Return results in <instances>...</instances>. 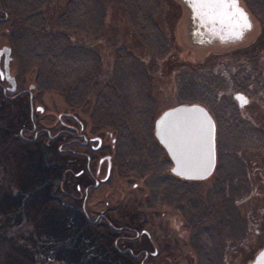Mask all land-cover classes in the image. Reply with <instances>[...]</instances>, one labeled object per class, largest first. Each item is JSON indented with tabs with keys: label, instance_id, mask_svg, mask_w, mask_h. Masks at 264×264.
<instances>
[{
	"label": "rangeland",
	"instance_id": "rangeland-1",
	"mask_svg": "<svg viewBox=\"0 0 264 264\" xmlns=\"http://www.w3.org/2000/svg\"><path fill=\"white\" fill-rule=\"evenodd\" d=\"M93 2L95 29L89 36L73 27L58 25L65 0H40L37 4L46 29L64 31L70 45L75 43L93 53L94 65L84 77L80 103L73 104L64 93L50 88L48 73L37 75L36 68L30 65L21 69L15 57L9 65L18 88L33 83V106H42V110L33 108L36 128L44 127L53 133L60 126L58 114L71 112L85 121L90 131L99 129L103 142L109 143L115 136L116 145L110 152L115 153L116 164L105 182L88 190L81 208L84 173L75 175V171L83 170L84 161H68L66 166V160L74 158L57 150L58 141L43 133L30 145L31 140L21 136L30 134L20 129L30 127L26 94L7 99L0 91V127L13 139L4 142L0 132V187L6 184L0 188V199L10 194L17 211L10 215L14 219L10 223H7L10 220L7 210L6 214L0 213V241L8 246L14 242L11 251L27 264H73L56 256L77 260L69 249L79 244V236L70 238L69 248L56 252L55 245L59 247L62 242L52 240L66 237L65 233L56 234L60 237L55 239L47 227L55 213V204L62 203L67 213L58 217V221H77L84 234L91 230L85 224L91 222L89 218L96 219L98 212L108 219V223L101 219L95 223L102 225L100 231L112 235L113 251L105 258L102 255L105 248L101 246L99 255L88 254L84 264H122L120 259L125 264H138L140 251L145 249L148 254L144 264H247L264 241V148L247 147L231 140L222 126L229 125L236 108H231L230 102L217 92L211 76L189 68L202 65L205 59L211 65L220 60L235 61L242 52L233 49L246 45L259 31L255 13L244 0H238L249 13L250 28L235 42H216L215 38L209 40L211 36L207 33H192L195 18L183 0H154L146 18L159 38L154 42L139 33L134 26L135 14L122 1ZM4 22L0 23V31L7 36H2L1 41L8 39L7 19ZM179 64L188 70L181 71L186 76L178 83L175 79ZM131 79L135 86L129 97ZM231 99L234 103L231 106L238 105L235 97ZM190 101L206 105L213 120L221 123L215 129L214 167L202 179L173 176L169 171L171 161L153 134L157 114L178 102ZM99 103L108 107L110 114L106 118L115 120V126H106L92 116ZM140 106L142 117L135 114ZM238 112L264 129V104L255 102ZM36 163L40 166L39 176L34 172ZM16 176L23 181H17ZM42 176L45 180L41 182ZM78 183L80 188H76ZM31 190L40 198L48 196L56 200L54 204L47 201L48 205L36 217L37 225L29 221L32 203L29 197H34L28 195ZM22 194L28 197L24 201ZM157 194L161 199L154 198ZM148 201L154 205L147 206ZM158 201L174 203L179 206L178 212L164 215L167 206ZM34 203L35 198L33 206ZM163 216L168 217L167 231L159 226ZM121 226L125 228L120 230ZM142 229L149 235L141 232ZM170 232L175 234L174 239ZM119 233L126 238L117 239ZM206 233L212 235L210 240H205ZM49 237L54 239L47 240ZM153 249L157 251L155 254ZM122 253L133 258L131 263L124 255L118 257Z\"/></svg>",
	"mask_w": 264,
	"mask_h": 264
},
{
	"label": "trees",
	"instance_id": "trees-1",
	"mask_svg": "<svg viewBox=\"0 0 264 264\" xmlns=\"http://www.w3.org/2000/svg\"><path fill=\"white\" fill-rule=\"evenodd\" d=\"M39 1L40 0H0L1 7L7 13L6 23L8 25V40L11 45L12 55L17 60V65L21 69H25L30 65L36 68L37 75L48 73L50 75L49 87L64 93L68 99H70L71 103L78 104L82 101V92L84 90L82 84L84 82V77L94 65L93 53L89 49L82 48L75 43L70 45L68 36L64 31L59 29H46L43 14L37 9ZM120 1L125 3L135 14L134 26L139 33L151 41L158 42L159 38L156 36L154 28L146 22L148 16L147 9L152 5L154 0ZM244 1L255 13V17L259 23V31L246 45L233 49L234 52L238 53L241 50V55H238L236 60L232 63L220 60L218 63L211 65L207 63L209 60L205 59L202 65H197V67L190 66L189 70L211 76V83L217 86V92L222 93L226 101L230 102L231 108H236V113L233 114L229 125L222 126L223 129L228 132L231 140L235 144L245 145L247 147L264 148V129L247 120L245 117H241L238 112L241 107H246L249 104L253 105L255 102L264 104V0ZM94 10L95 4L93 0H65L61 12L58 15L57 23L61 26L73 27L81 34L89 36L95 29ZM128 54L127 52L126 56ZM186 67L182 64L177 66L176 82L179 83L185 80L183 76L186 75L181 71H187L188 68ZM129 86L131 90L129 89L128 93L129 97H131L132 88L135 86L132 79L129 80ZM231 97H235L238 100V105H235V107L234 105L231 106L234 104ZM238 97H240V101ZM134 105L135 107L138 106L137 104ZM204 106L208 109L206 105ZM98 107L99 108L94 109V114H92V116L106 126H115V120L109 117L106 118V115H108V113L110 114L108 107L103 105V103H99ZM142 113V106H140V108H137L135 111V114L136 116L141 115L142 117ZM104 118L107 120H104ZM214 121L215 129L217 130L220 128L221 123L215 118ZM0 132L1 140L6 143L13 142V139H9L8 135L5 134V130L1 127ZM29 142L30 145H33L32 142L34 141ZM168 162L170 161L168 160ZM47 168L50 169L49 166H47ZM35 169V175L38 174L39 176V163H36ZM16 179L17 181H23L22 177L16 176ZM40 180L42 182L45 179L42 176ZM3 184H1V187H4ZM5 195L6 196L0 199V204L3 205L0 206V213L6 214L5 210H7V216L10 219L7 223L11 221L14 222V219L10 216L11 214L13 215V211H15L13 208L14 200L12 202L10 194ZM28 195L34 196L33 198L29 197V199H32L29 221L37 225L39 222L36 217H38L39 213L42 212L41 210L48 205L47 201L54 204L56 200L54 197L48 196L40 198L38 196L39 194L35 195L32 190ZM26 196L25 194L21 195L23 201ZM34 198L35 203L33 206ZM61 204L62 203H60V205L55 204V213L50 217L47 227L51 229L52 233L50 234L53 235L55 239H58L56 237H60L56 234L61 233H65L66 237H61L58 240H52L54 238L49 237L47 240L51 239L52 241L62 242L59 244V247L55 245V249L58 250L56 252H61L63 248H69L68 244L71 237L76 238L79 236V244L69 249L71 256H75L77 260L74 259V261H71L64 256H56V258L64 259L66 262L73 264H84L83 261L88 257V254L96 252V255H99L98 249L101 246L105 248L102 251L103 257H108V253L112 252L114 249L112 245V235L108 232L100 231L102 225L95 222H88L85 224L88 225L91 230L84 234L81 232L82 226L77 221H72L71 223L69 221H58V217H62L67 213V207ZM15 216H17V213ZM76 216L77 214L72 216L74 220L77 218ZM12 246H14V242L12 245L8 246L7 243L0 241V264H27L16 257V253L11 251ZM96 255L93 254L91 256L95 257ZM120 255L118 257L124 255L129 263H131V259L133 260V258L123 253ZM99 260L103 259L98 258V261ZM91 263L93 262L91 261ZM120 263L125 264V260L123 261L120 259Z\"/></svg>",
	"mask_w": 264,
	"mask_h": 264
},
{
	"label": "water",
	"instance_id": "water-1",
	"mask_svg": "<svg viewBox=\"0 0 264 264\" xmlns=\"http://www.w3.org/2000/svg\"><path fill=\"white\" fill-rule=\"evenodd\" d=\"M183 2L200 22L199 32L220 40H239L251 26L249 13L238 0L235 4L225 2L212 8L194 4L191 0ZM7 51L5 47L4 71L11 83L9 89H13V77L7 70ZM153 134L171 161V173L186 179H202L211 173L215 164V123L204 105L178 102L164 108L153 120ZM248 264H264V241Z\"/></svg>",
	"mask_w": 264,
	"mask_h": 264
},
{
	"label": "flooded vegetation",
	"instance_id": "flooded-vegetation-1",
	"mask_svg": "<svg viewBox=\"0 0 264 264\" xmlns=\"http://www.w3.org/2000/svg\"><path fill=\"white\" fill-rule=\"evenodd\" d=\"M194 23L195 26L192 28L193 31L192 33H197V34H201V32H199L201 30V24L198 21L196 15H194ZM7 19V13L5 12V10L1 7L0 5V23L4 24L2 22H4ZM193 23V24H194ZM1 26V25H0ZM2 36H7L5 34V32L0 31V39L2 38ZM229 37H231V35L229 34ZM215 38V39H214ZM210 39H214V41L216 42H235L236 40H232V39H224V40H220L218 37L215 36H211L209 38ZM5 47L8 48L7 54L9 56V59L7 61V70L9 75H11L13 77V83H14V87L13 89H9V87L11 86V83L9 82L8 79H6L5 76V69H4V56H5ZM2 48L1 52H0V91L2 96H4L7 99H12V98H16L17 96L25 93L27 96V105H28V116H29V122H30V127H21V131L24 132H28L30 135L29 136H23L24 139L27 140H35L37 135L40 133H43L44 135L47 136V138L51 139L54 138L55 141H58V144L56 146V149L61 151L62 153H65L66 155H68L69 157H73L74 159L72 160H66V166L69 165V162L71 161H77V160H81L84 161V165H83V170L78 169L75 171V175H79L82 171L84 173V180L82 187L78 184H76V188H80L82 190L83 193V197H82V203H81V208L84 207V201L86 199V196L88 194V190L91 188H95L99 185V183L105 182L110 174V171L112 170V168L114 167V165L116 164V155L115 153H111L110 151H113L112 148L113 146L115 147L116 145V138L115 136L111 137L110 142L106 143L102 141V136L100 133V130L97 129L95 132H92L89 130V128L86 126L85 121L81 120L79 117H77L75 114H72L71 112L65 111V112H61L60 114H58V123L60 124V126L58 128H56V130H54L53 133H50L49 129H46L44 127H38L36 128V123L35 120L33 119L34 114H33V108L38 109V110H42V106L41 105H34L33 106V94L31 93V88H32V84L29 83L27 85V88H18L17 85V78L14 74H12L10 72V61L14 60V57L12 55V51H11V45L9 43V40L6 39V41H1L0 40V49ZM17 64V63H16ZM31 84V85H30ZM215 123V122H214ZM93 126H97L96 123L93 124ZM106 127V126H105ZM109 128H113V127H109ZM32 129V131L30 132V130ZM116 129V128H115ZM110 132V131H109ZM59 139V140H57ZM69 161V162H68ZM119 162V161H117ZM126 162V160H125ZM120 163V162H119ZM50 165V164H49ZM170 171V170H169ZM103 172L101 175L97 176V174ZM171 173V172H170ZM173 176H177L173 173H171ZM179 177V176H177ZM182 178V177H179ZM86 179L90 180V182ZM186 179V178H183ZM158 193V192H157ZM149 198H151L152 196H148ZM162 196L160 195H156L154 198L156 200L161 199ZM159 203H161L162 201H158ZM157 202V204H158ZM169 202H162V205L165 204L167 206V210H163L162 213H164V215L168 214L170 216L174 215L178 210L179 206L173 204H168ZM172 203V202H171ZM147 206L149 205H154V202H147L146 204ZM174 206V207H173ZM178 212V211H177ZM91 219V220H90ZM101 220H104L105 222L108 223V219L105 216V214L98 212L97 213V217L95 218H89V221L91 222H98ZM160 224L159 226L163 229H165L166 231L168 230L166 228V225L168 223V217L163 216L162 218H160ZM172 219H178V218H172ZM88 220V219H87ZM173 222V220H172ZM169 226V225H168ZM118 228V227H117ZM125 227L121 226V229H124ZM205 229V228H204ZM162 231V230H161ZM141 232H144L147 236L149 235V232L142 229ZM136 233V232H135ZM168 233V232H167ZM171 236H173L172 239H174L175 234L173 232H170ZM169 234V233H168ZM137 235V233H136ZM164 235V233H163ZM170 235V234H169ZM195 234H191V236H194ZM207 238L205 239L210 240L212 238V235L210 233H206ZM117 239L118 238H126V235L124 234H116ZM161 247L163 248V244L161 245ZM216 248V247H215ZM217 251V250H215ZM141 258L139 259L138 264H144L146 258H147V251L145 250H141ZM157 251L156 249H153L152 253L155 254ZM219 252V251H217ZM250 261V260H249ZM249 261L247 262V264L249 263Z\"/></svg>",
	"mask_w": 264,
	"mask_h": 264
},
{
	"label": "snow or ice",
	"instance_id": "snow-or-ice-1",
	"mask_svg": "<svg viewBox=\"0 0 264 264\" xmlns=\"http://www.w3.org/2000/svg\"><path fill=\"white\" fill-rule=\"evenodd\" d=\"M191 2L202 7L212 8L222 5L225 2H231L232 4H235L236 0H191Z\"/></svg>",
	"mask_w": 264,
	"mask_h": 264
}]
</instances>
